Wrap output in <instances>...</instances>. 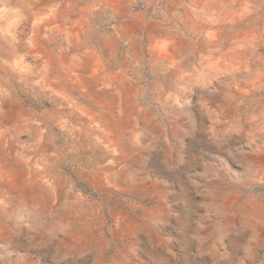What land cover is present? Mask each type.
<instances>
[{"label": "rangeland", "instance_id": "obj_1", "mask_svg": "<svg viewBox=\"0 0 264 264\" xmlns=\"http://www.w3.org/2000/svg\"><path fill=\"white\" fill-rule=\"evenodd\" d=\"M255 10L0 0V264H264Z\"/></svg>", "mask_w": 264, "mask_h": 264}, {"label": "crops", "instance_id": "obj_2", "mask_svg": "<svg viewBox=\"0 0 264 264\" xmlns=\"http://www.w3.org/2000/svg\"><path fill=\"white\" fill-rule=\"evenodd\" d=\"M252 13L254 14L255 18L259 19L262 24H264V11L260 10V11H252Z\"/></svg>", "mask_w": 264, "mask_h": 264}]
</instances>
